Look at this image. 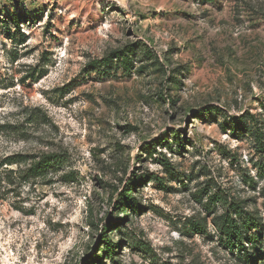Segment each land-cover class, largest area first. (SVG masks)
Here are the masks:
<instances>
[{
	"label": "rangeland",
	"instance_id": "1",
	"mask_svg": "<svg viewBox=\"0 0 264 264\" xmlns=\"http://www.w3.org/2000/svg\"><path fill=\"white\" fill-rule=\"evenodd\" d=\"M263 251L264 0H0V264Z\"/></svg>",
	"mask_w": 264,
	"mask_h": 264
},
{
	"label": "trees",
	"instance_id": "2",
	"mask_svg": "<svg viewBox=\"0 0 264 264\" xmlns=\"http://www.w3.org/2000/svg\"><path fill=\"white\" fill-rule=\"evenodd\" d=\"M15 24L18 23V21L14 22ZM109 61L111 62V60H105V63H109ZM97 65V64H95ZM122 65L123 67L126 68H130L132 66V62L129 59V57H124L122 59ZM26 160L23 157H18L16 159L11 158L9 160H6V164L8 165H12V164H21V163H25ZM65 163V160L63 158L62 155L60 154H56V153H51V154H46L43 155L41 157V159L39 160V162L34 163L33 166L30 168V170L28 171L29 174H34L35 177L37 176H44L45 174H47L50 169H52L55 166H61ZM123 195V201L127 204L130 205V207H132L134 210H136V201L134 198L131 197V193H122ZM261 224L259 223V221L256 218L253 217H248L245 221H244V229L247 231H250L252 228H260ZM223 227H224V233L225 236L228 238V241L230 242V245L232 248H235L237 246V248L240 251H243V253H248L243 246V240H244V236L243 233L239 227V225H237L231 218H227L224 223H223ZM104 242H106V239L103 238ZM107 246V252H114L115 246H112L111 243L107 242L106 243ZM260 253V252H258ZM258 255V254H256ZM262 261H264V251L263 253L259 254ZM248 259H249V264H256L255 260L253 258V256H249L248 255Z\"/></svg>",
	"mask_w": 264,
	"mask_h": 264
}]
</instances>
